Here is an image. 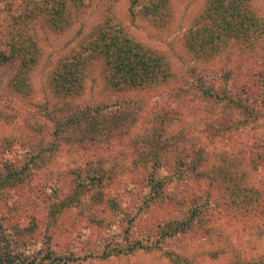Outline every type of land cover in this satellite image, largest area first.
I'll list each match as a JSON object with an SVG mask.
<instances>
[{"label": "rangeland", "instance_id": "1", "mask_svg": "<svg viewBox=\"0 0 264 264\" xmlns=\"http://www.w3.org/2000/svg\"><path fill=\"white\" fill-rule=\"evenodd\" d=\"M22 1L0 0L1 32ZM148 1L84 0L59 32L39 18L38 58L28 73L18 79L16 59L0 64V174L7 167L22 178L5 187L11 205L0 212L22 225L35 215L38 229L22 250L48 247L78 257L67 264H264V30L254 40L225 38L212 57L199 58L185 38L209 0H169L162 25L143 14ZM247 5L264 26V0ZM106 13L164 55L172 79L115 90L92 59L79 94L54 92L56 66L82 48ZM96 109L104 112L101 121L93 118ZM179 165L191 179L178 178ZM151 172L173 179L170 199L153 198ZM93 175L104 186L94 185ZM75 188L93 202L52 222L48 200L28 201L29 193L66 200ZM195 207L190 230L160 236L163 225ZM138 241L142 248L126 252Z\"/></svg>", "mask_w": 264, "mask_h": 264}, {"label": "trees", "instance_id": "2", "mask_svg": "<svg viewBox=\"0 0 264 264\" xmlns=\"http://www.w3.org/2000/svg\"><path fill=\"white\" fill-rule=\"evenodd\" d=\"M80 5H84V0H23L20 8L11 17L12 23L5 28V31L0 30V64L16 59L18 79L20 74L28 73L38 58L34 35L37 19L43 18L49 28L59 32L69 25L73 8ZM142 7L143 14L157 25H162L166 17L171 15L169 0H149ZM263 30V22L250 10L247 0H209L205 12L197 20L196 28L187 32L185 46L196 57L209 58L221 49L225 38L246 37L254 40ZM81 47L80 50L65 56L56 66L50 84L54 92H63L66 95L79 94L82 88L83 69L92 59L101 61L103 77L107 85L115 90L150 87L154 83H164L173 77L172 68L164 55L150 50L137 40L114 13H106ZM14 89L19 88L14 84ZM21 89L23 87L20 86L19 91ZM202 93L208 98L214 96L209 88H202ZM103 114V110L98 109L92 112L93 118L99 121L103 119ZM81 117H87V112H83ZM122 117H126V114L118 115L114 119L121 120ZM142 161L143 165H148L146 159ZM156 162H160L159 165L165 163L160 156ZM173 169L180 179L192 178L187 167L182 169L179 165ZM17 173L19 171L7 167L5 171H1L0 206L3 205V208H9L11 205L5 187L12 180L20 182L22 179ZM102 176L104 177L103 174ZM148 177L154 191L153 198H159V201L170 199L171 192L168 189L173 179L157 176L152 172ZM90 180L96 186H104L101 175H93ZM82 191L75 188L74 195H69L66 200L59 199L56 194L37 196L36 193H29L28 201H34L36 198L40 204H43V201L48 200L50 203L48 213L52 222V217L67 208L74 207L81 210L83 203L93 202L86 198L88 194L84 195V199L80 198ZM97 208V205H93L92 210ZM198 212L195 207L186 219L170 220L161 227L162 229L160 228V236L164 238L190 230ZM31 215L28 223L22 225L19 221H13L9 215L0 212V264H67L78 258L67 253L56 254L48 247L36 254L22 250L39 226L38 219L35 215ZM142 247L141 242H134L128 246L126 252Z\"/></svg>", "mask_w": 264, "mask_h": 264}]
</instances>
